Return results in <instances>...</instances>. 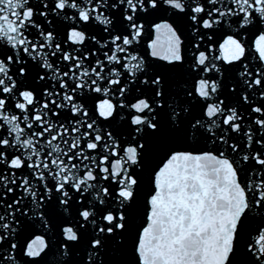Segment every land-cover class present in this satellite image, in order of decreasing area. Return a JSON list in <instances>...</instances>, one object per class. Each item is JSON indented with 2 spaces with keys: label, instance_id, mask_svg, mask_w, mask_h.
Returning a JSON list of instances; mask_svg holds the SVG:
<instances>
[{
  "label": "snow or ice",
  "instance_id": "6c2138e0",
  "mask_svg": "<svg viewBox=\"0 0 264 264\" xmlns=\"http://www.w3.org/2000/svg\"><path fill=\"white\" fill-rule=\"evenodd\" d=\"M0 264H264V0H0Z\"/></svg>",
  "mask_w": 264,
  "mask_h": 264
}]
</instances>
